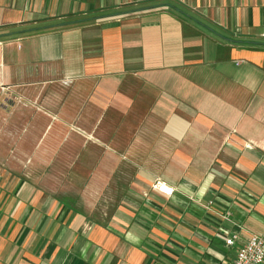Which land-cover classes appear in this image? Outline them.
Here are the masks:
<instances>
[{
	"label": "crops",
	"instance_id": "1",
	"mask_svg": "<svg viewBox=\"0 0 264 264\" xmlns=\"http://www.w3.org/2000/svg\"><path fill=\"white\" fill-rule=\"evenodd\" d=\"M262 234L264 0H0V264H229Z\"/></svg>",
	"mask_w": 264,
	"mask_h": 264
},
{
	"label": "built area",
	"instance_id": "2",
	"mask_svg": "<svg viewBox=\"0 0 264 264\" xmlns=\"http://www.w3.org/2000/svg\"><path fill=\"white\" fill-rule=\"evenodd\" d=\"M153 187L162 195L170 196L173 189L161 182H155ZM236 235L225 238L226 246H235ZM264 263V234L252 235L236 247L235 257L229 264H263Z\"/></svg>",
	"mask_w": 264,
	"mask_h": 264
}]
</instances>
